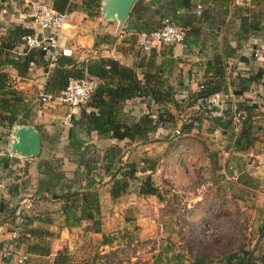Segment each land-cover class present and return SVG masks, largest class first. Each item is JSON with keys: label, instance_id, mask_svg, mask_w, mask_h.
I'll return each instance as SVG.
<instances>
[{"label": "crops", "instance_id": "obj_1", "mask_svg": "<svg viewBox=\"0 0 264 264\" xmlns=\"http://www.w3.org/2000/svg\"><path fill=\"white\" fill-rule=\"evenodd\" d=\"M39 1L51 7L52 0ZM165 1L149 3V0H143V3H149V7L140 20L147 27L158 25L162 17L159 15L166 14L168 6ZM70 2L68 20L57 39L60 47L71 50V55L65 59L78 63L99 56L112 57L121 64L134 67L140 80L143 72L162 73L161 78L174 91L173 99L179 107L176 108L172 102L165 103V107L174 114V123L157 126L148 135L147 141H134L128 149H121L122 161H135L143 167V172H136L137 177L150 173L153 183L158 188L166 186V193L169 192L171 197L165 196L164 200L157 201L153 196H140L131 189L132 185L137 184L134 181L123 195L111 199L108 193L109 176L98 169L101 179V186L97 190L100 232L85 230L83 222L78 226L62 225L60 200L44 191L36 193L37 180L43 177L37 167L40 160L53 156H61L59 162L74 158L69 147V135L71 128L75 127L73 118L77 113L72 117L71 125L67 126L62 123L66 106L51 104L42 107L37 102L36 94L52 68L46 75V67L41 62H31L24 75L20 76L12 67L2 66L11 87L22 93L26 106L31 109L33 123L30 116L26 122L39 131L41 146L36 159H24L29 164L33 162V166L26 170L31 181L35 182L33 189H30L33 195H28L30 199L16 201L10 174L19 159L15 157L17 160H11L13 155H9L0 143V156L10 158L4 168L0 167V177L4 178L5 185L0 190V211L3 215L0 237H6L10 228V222L6 219L18 208L17 204L29 200L25 207L27 204L30 207V201L34 205L35 197H40L38 206L41 210H47L41 212L52 217L53 221L47 227H50L51 232L54 230V234L48 239V242L51 239L48 255L26 254L19 244L15 245L16 255L8 259L0 258V264H18L16 257L22 255L26 264H51L56 251L65 248L68 254H73V242L85 240L90 242V245L85 246L90 256L89 263H96L93 256L100 253L111 257L113 264H165L172 253L182 255V252L189 251H228L243 253L244 257L249 258V264H264V163L255 158L264 149V0H247L245 6L234 5V0H207L206 5L213 18L199 24L201 30L198 36L189 35L186 41L171 46L154 45L146 54H142L135 46L133 30L126 28L130 30L129 34H118V29L124 28V24L133 23L132 18L127 17L122 24H118L105 20L100 13L92 16L87 14L79 0ZM154 11H158L159 15ZM26 12V0H0V41L11 38L14 27L37 32ZM241 16L252 17L254 23L249 37L237 43L234 32ZM20 43L21 38L15 46ZM236 44L239 46L234 53L225 57L224 91L217 92L224 103L227 117L221 119L210 115L199 99L185 102L187 97L198 91L204 78L205 62L215 52L221 54L224 48ZM254 52H257V56H253ZM181 99L183 103L179 102ZM38 107H42L40 114L37 112ZM123 109L134 117L142 113H150L152 117L156 114L150 100L136 97L126 101ZM236 111L243 112L237 127L234 126L237 118L233 115ZM36 120L38 123H35ZM241 125L248 128V134L245 142L238 144L241 149L236 150L233 144L238 140V128ZM183 126V131L175 135L174 130ZM0 129L4 132L3 128ZM78 136L87 143L103 146V150L110 146L119 148L125 145V140L105 139L95 136L93 132L88 137L81 133ZM143 159L153 162L151 170L145 160L142 163ZM201 164L202 167H191ZM74 165L59 167L58 170L65 179H70L77 168L76 163ZM193 171L203 176L201 182L194 181ZM192 187H198L200 192H190L189 188ZM173 195L181 196V200L189 207V220L182 230H177L171 222L174 217L172 211H144L147 202L161 206L171 201ZM11 202H14L15 209L13 206L10 209ZM50 204L54 206L52 211L48 208ZM33 216L30 221L35 225ZM203 225H210L212 230L206 232ZM104 237L108 241L103 243ZM147 239L153 240L152 250L133 256L134 247ZM185 255H182L184 260L189 256ZM70 259V263L75 264L76 260Z\"/></svg>", "mask_w": 264, "mask_h": 264}, {"label": "trees", "instance_id": "obj_2", "mask_svg": "<svg viewBox=\"0 0 264 264\" xmlns=\"http://www.w3.org/2000/svg\"><path fill=\"white\" fill-rule=\"evenodd\" d=\"M70 1L52 0L51 8L55 11L65 10L68 12L72 5ZM99 1L79 0L80 4L87 10V14L91 16L98 13ZM154 1L156 0H149V3ZM206 2L207 0H166L164 2L168 6L166 14L159 15L158 11L154 12H158L159 17H168L172 22L183 26L185 28L183 40L186 41L189 35L198 36L201 30L199 24L209 22L208 20L213 18ZM149 3H143V0H135L128 14V18H132L133 23L124 24V28L133 30V33L139 30L149 31L157 28L160 21L155 27L149 28L140 20L144 18ZM151 12L153 13V10ZM253 23L252 17H240L238 28L234 32L237 43L244 42L249 37ZM28 33H31L30 29L14 27L10 33L11 38L0 41V127L4 129L5 137L13 125L28 124L26 118L29 117L31 109L26 106L22 93L11 87L7 73L1 69L2 66H10L15 69L17 74L23 76L29 63L41 62L45 67L47 64L43 54L38 50H30L18 58L10 53L17 42L19 43V39ZM171 45L174 44L168 46ZM164 46L166 45L161 47ZM238 46L239 44H236L234 47L224 48L221 54L215 52L205 62L204 78L199 84L198 91L193 96L187 97L185 102L188 103L189 99H199L203 102L208 95L224 91L227 66L225 57L234 53ZM58 60L61 65H55L44 82L45 92L55 94L65 85L68 77L91 78L95 84L89 100L79 108L76 117L73 118L75 127L71 128L69 135V147L76 157V170L70 179H65L58 167H55V163L40 160L37 170L43 177L37 180L36 193L41 194L44 191L60 200L59 216L62 225L78 226L83 222L85 223V230L97 233L101 230L97 193L101 186V179L98 169L109 176L108 193L111 199L123 195L131 182L134 181L137 184L132 185L131 189L135 193L140 196H153L157 201L165 199L167 189L158 188L153 183L150 173L137 177L136 172H143V167H140L135 161H122L121 147L110 146L102 150L98 158L86 157L85 150L87 148L85 146L90 143L80 138L78 134L81 133L88 137L90 132H93L97 137L114 139L115 141L125 140V145L134 141L145 142L148 140V135L157 126L167 122L174 123V114L165 107V103L172 102L176 108L179 107V104L174 101V91L161 78L162 73L160 72H143L140 80L136 76L134 67L121 64L112 57L99 56L78 63L70 62L63 56L58 57ZM134 97L142 100H146L148 97L151 105L155 107V116L152 117L150 113H142L134 117L125 111L123 105ZM184 101L181 99L179 102L183 103ZM205 109L208 113L209 109L207 107ZM184 128L185 126L179 129L175 135H178ZM247 134L248 128L241 125L238 128V140L233 144L236 150L241 149L238 144L245 142ZM2 148L4 149V147ZM8 160H10L9 157L0 156V167L4 168L8 164ZM11 160L17 159L12 157ZM144 160L151 170L154 166L153 162L143 159L142 163ZM98 162L101 166L95 167ZM69 188L73 189L69 190ZM33 220L35 225L25 228L15 245L21 244L23 252L26 254L46 256L50 253L48 239L53 236V233L43 225H48L53 219L48 214L39 212L33 216ZM107 241V238L104 237L103 243ZM169 257L171 263L166 260L165 264H249V258L244 257L243 253L228 251L216 255L189 251L188 259L185 260L178 253H172ZM214 259L217 260L214 261ZM70 262V256L63 248L55 252L51 264H71ZM20 264L26 263L23 261ZM91 264L97 263L93 261Z\"/></svg>", "mask_w": 264, "mask_h": 264}, {"label": "built area", "instance_id": "obj_3", "mask_svg": "<svg viewBox=\"0 0 264 264\" xmlns=\"http://www.w3.org/2000/svg\"><path fill=\"white\" fill-rule=\"evenodd\" d=\"M234 5L245 6L247 0H234ZM27 12L26 16L30 20V23L37 32L28 33L21 37V43L15 46L10 52L15 58L22 57L26 52L30 50L40 51L47 61L46 75L48 71L57 65L58 57H69L71 50L69 48L60 47L57 43L59 32L64 23L68 20L67 11H55L49 5L39 0H26ZM130 30L126 28H119L118 34H129ZM185 28L180 24L172 22L168 17H162L160 19V25L152 30L144 31L139 30L134 32L135 46L142 53H148L154 45H170L181 43L184 39ZM253 56H257V52L253 53ZM94 80L87 77L75 78L68 77L65 85L55 94L44 91V83L36 94L37 102L43 107L51 104H59L66 106V112L63 124L70 126L72 117L77 113L78 107L87 103L94 88ZM148 100H150L147 97ZM204 105L209 109L210 115L225 119L227 116L224 111V103L221 100L219 93H213L208 95L204 101ZM41 108L38 107L37 112L41 113ZM242 111H236L233 113L237 118L234 126L240 125L238 119L242 115ZM174 133L177 134L178 130L175 129ZM260 162L264 163V149L258 155L255 156ZM4 178L0 177V190L4 189ZM198 188V187H196ZM29 204L26 205V208ZM20 207H18L14 215L16 217L14 225H10L9 231L4 239L0 237V258L8 259L16 255L15 248L18 237L22 234L25 228H28V221L19 218ZM17 215V216H16ZM3 215L0 211V220ZM189 220V207L181 205L177 214L173 218V225L177 230H182L187 221ZM206 232L212 230L210 225H203ZM1 233V226H0ZM153 242L146 240L140 243L139 246L133 250V256H139L143 253H147L152 250ZM24 256L16 257L18 264L22 263ZM96 261L98 264H113L111 257H108L104 253L98 254Z\"/></svg>", "mask_w": 264, "mask_h": 264}, {"label": "rangeland", "instance_id": "obj_4", "mask_svg": "<svg viewBox=\"0 0 264 264\" xmlns=\"http://www.w3.org/2000/svg\"><path fill=\"white\" fill-rule=\"evenodd\" d=\"M101 2H102V0L99 1V7L101 5ZM98 10H99V8H98ZM166 46H168V45H166ZM80 107H78L77 111H79ZM29 116H30L29 118L31 119V117H32L31 116V112H30ZM36 121L37 122H35V123H38V120H36ZM32 123H33V117H32ZM32 127L39 133V131L34 126H32ZM10 130H11V128H10ZM10 130H9L8 134L6 135V137H5V135L3 134V130L0 129V143L5 148V151L8 154H9L8 143L11 140ZM39 135H40V133H39ZM4 139H6V140L4 141ZM86 145L87 146H85V147L87 148V150H85L86 151L85 154H86V157H88L90 159H92V157H94V158L97 157L98 158L99 155L102 153L101 151L104 148L103 146H96V144H93V143L86 144ZM119 145H121V144H119ZM128 148H129V145H124V146L121 147V149H123V150L124 149H128ZM38 155H39L38 153L35 156H31V157H17V156L13 155V157H17L19 159L18 161H16L14 163V166L11 169L12 173L10 174V178H11V180H10L11 182L10 183H11V185L15 186L14 192H15V200L16 201L20 200L22 198L30 199V196L33 195V192L30 189H33V185L35 184V182L31 181V179L29 178L30 174L26 171L28 168L33 166V164H32L33 162L31 163L32 164L31 165L28 162H25L24 159L33 160V159H36V157ZM41 156L45 157V155H41ZM60 158H61V156H53L51 159H47V161L55 163L56 164L55 167H58V168L59 167H75V165H74L76 163L75 162V159H76L75 156H74V158H72V160H67V158H66V160H64L63 162L62 161L59 162ZM100 166H101V164L98 162L95 167H100ZM191 167H202V164H201V166H197V165L193 166L192 165ZM193 176H194V181L195 182H199V181L201 182L202 179H203V176L200 174V172L198 173V171L197 172L193 171ZM162 189H166V186H164ZM189 191L193 192V193H199L200 192V190L198 188H196V187L189 188ZM28 195H30V196H28ZM167 196H169V198H170L171 194L168 192V193H166V198H167ZM35 200L36 201H35L34 205H32L33 202L30 201L31 202V206L28 207V208L25 207V203L28 202L29 200H26L25 202H22L21 204H17V207H20V214H19L20 217L19 218H22L24 220L26 219L28 221V223H27L28 227H31V225H32V222L30 221V217H32L33 214H35L37 212H41V211H47L46 209L45 210H41V207L38 206V204H39L38 200H40V197H35ZM182 204L185 205L186 204L185 201L183 202V200H181V196L176 195L173 199H171V201L168 200V201L164 202V204H162L161 206H157V203L147 202L146 203L147 207L144 208V211H145V209H146V211L149 210V213H157V212H159V210L162 211V212L172 211L173 212L172 214H174V217H175V215L177 214L178 209L181 207ZM35 205H37V206H35ZM12 206H13V209L16 208V206H14V202H11L10 209L12 208ZM48 208H49L50 211H52L54 206H52L50 204ZM15 210H13V213L11 214V216H8L7 219H6L8 222H10V225H14V223H15V219H16V217L14 215ZM51 215L53 216V218L55 217L54 213H52ZM173 218H172V221H171L172 223H173ZM43 226L47 227V225H43ZM52 226H55V225H52ZM49 228L50 227L48 226L47 229H49ZM52 233L54 234V230H52ZM147 240L149 241V239H147ZM50 241H51V239L49 240V242ZM143 242H145V241L139 242L135 247L139 246V244L143 243ZM73 243H74V245L72 247H73V250L75 249V252L73 254H69V256L71 255L70 257L72 258V260H74V262L76 260L75 264H86V263L87 264H91V262L89 263L90 256L87 255V250H86V247H85L86 245H90L89 240L88 241L85 240V241L79 242V243H77V242H73ZM182 253L184 255L186 254L185 256L189 255V253H185V252H182ZM209 253L213 254V255L219 254V253H216V252H209ZM97 256L98 255H94L93 256L95 258V261H96ZM96 263H97V261H96ZM108 264H110V263H108Z\"/></svg>", "mask_w": 264, "mask_h": 264}, {"label": "water", "instance_id": "obj_5", "mask_svg": "<svg viewBox=\"0 0 264 264\" xmlns=\"http://www.w3.org/2000/svg\"><path fill=\"white\" fill-rule=\"evenodd\" d=\"M135 0H102L99 13L105 20L122 24L126 20ZM58 65H61L57 61ZM11 140L8 143L10 155L17 157L35 156L40 150V135L29 125H13L10 130Z\"/></svg>", "mask_w": 264, "mask_h": 264}]
</instances>
